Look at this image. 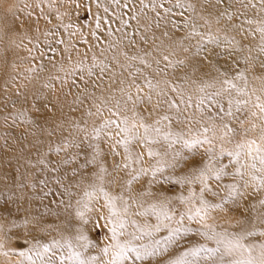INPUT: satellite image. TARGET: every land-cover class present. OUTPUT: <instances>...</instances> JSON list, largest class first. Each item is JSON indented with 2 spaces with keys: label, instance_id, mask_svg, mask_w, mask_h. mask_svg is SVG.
Listing matches in <instances>:
<instances>
[{
  "label": "snow or ice",
  "instance_id": "obj_1",
  "mask_svg": "<svg viewBox=\"0 0 264 264\" xmlns=\"http://www.w3.org/2000/svg\"><path fill=\"white\" fill-rule=\"evenodd\" d=\"M69 2L97 31L120 34L115 45L129 63L103 87L110 69L95 56L86 66V52L71 68L68 49L60 61L47 57L51 69L40 64L70 87L78 76L88 119L48 146L54 166L39 161L55 173L62 199L51 214L62 225L0 224V256L6 264H264V0H93L95 12L88 0Z\"/></svg>",
  "mask_w": 264,
  "mask_h": 264
},
{
  "label": "rangeland",
  "instance_id": "obj_2",
  "mask_svg": "<svg viewBox=\"0 0 264 264\" xmlns=\"http://www.w3.org/2000/svg\"><path fill=\"white\" fill-rule=\"evenodd\" d=\"M88 2L95 12L93 0ZM73 7L69 0H0V217H3L0 224L6 227L13 221L23 225L25 218H42L41 223L49 227L62 225V220L51 214L57 211V202L62 199L52 188L55 173L50 175L39 161L47 156L51 161L48 167L54 166L59 157L48 153V146L74 133V122L88 119L83 113L89 101L85 100L83 107L77 101V96L83 99L84 91L78 76L74 77L78 87H70L71 80L64 84L49 80V72L40 71V64L51 69L47 57L60 61L68 55L63 50L68 49L72 60L65 67L71 68L86 52V66L91 65V58L95 56L100 66L107 64L110 69L103 77V87L112 84L109 75L119 77L120 65L127 67L129 63L122 55L126 50L124 45H115L120 34L109 37L103 29L97 31L92 15L81 9L73 12ZM68 24L71 27L66 30ZM49 31L55 33V38L45 37L44 33ZM93 31H97L99 39L90 35ZM56 39L64 43L57 45ZM110 44L115 46L109 47ZM96 72L99 74V68ZM96 95H100L99 90ZM20 163H25L21 172ZM4 171L5 178L1 179ZM45 192L50 194L45 196ZM41 204L44 207L39 208ZM64 215L61 211V217ZM92 223L103 222L90 221L89 228ZM21 231L27 235L26 230ZM97 237L103 244L102 232H94L93 238ZM0 264H6L3 256Z\"/></svg>",
  "mask_w": 264,
  "mask_h": 264
},
{
  "label": "bare ground",
  "instance_id": "obj_3",
  "mask_svg": "<svg viewBox=\"0 0 264 264\" xmlns=\"http://www.w3.org/2000/svg\"><path fill=\"white\" fill-rule=\"evenodd\" d=\"M25 163H23V164H19L18 166H19V168H20V172L22 171V169L24 170V168H23V166H25L24 165ZM21 167H22V169H21ZM5 178V171H4V173L2 174V176H1V179H4ZM3 194V193H2ZM2 204V197L0 196V205ZM41 207H44V204H41L40 206H39V208H41Z\"/></svg>",
  "mask_w": 264,
  "mask_h": 264
}]
</instances>
